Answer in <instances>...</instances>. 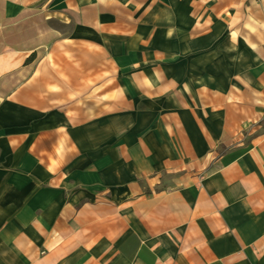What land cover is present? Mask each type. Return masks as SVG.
Listing matches in <instances>:
<instances>
[{
	"label": "crops",
	"instance_id": "crops-1",
	"mask_svg": "<svg viewBox=\"0 0 264 264\" xmlns=\"http://www.w3.org/2000/svg\"><path fill=\"white\" fill-rule=\"evenodd\" d=\"M0 264H264V0H0Z\"/></svg>",
	"mask_w": 264,
	"mask_h": 264
},
{
	"label": "rangeland",
	"instance_id": "rangeland-1",
	"mask_svg": "<svg viewBox=\"0 0 264 264\" xmlns=\"http://www.w3.org/2000/svg\"><path fill=\"white\" fill-rule=\"evenodd\" d=\"M88 15H89L90 23L93 24L96 21L97 14L94 12L93 9H90V12L88 13ZM56 27L64 33H68L69 31L72 30L71 25H64L62 23H57Z\"/></svg>",
	"mask_w": 264,
	"mask_h": 264
}]
</instances>
